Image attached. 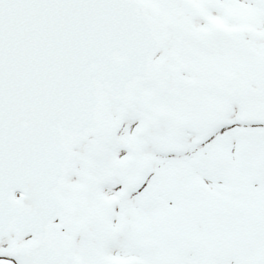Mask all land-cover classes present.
I'll use <instances>...</instances> for the list:
<instances>
[{
    "label": "flooded vegetation",
    "instance_id": "1",
    "mask_svg": "<svg viewBox=\"0 0 264 264\" xmlns=\"http://www.w3.org/2000/svg\"><path fill=\"white\" fill-rule=\"evenodd\" d=\"M154 6L162 90L75 156L78 264H264V0Z\"/></svg>",
    "mask_w": 264,
    "mask_h": 264
},
{
    "label": "water",
    "instance_id": "2",
    "mask_svg": "<svg viewBox=\"0 0 264 264\" xmlns=\"http://www.w3.org/2000/svg\"><path fill=\"white\" fill-rule=\"evenodd\" d=\"M162 41L139 0H0V236L32 235L21 264H74L73 149L158 79Z\"/></svg>",
    "mask_w": 264,
    "mask_h": 264
},
{
    "label": "rangeland",
    "instance_id": "3",
    "mask_svg": "<svg viewBox=\"0 0 264 264\" xmlns=\"http://www.w3.org/2000/svg\"><path fill=\"white\" fill-rule=\"evenodd\" d=\"M150 1H152V0H150Z\"/></svg>",
    "mask_w": 264,
    "mask_h": 264
}]
</instances>
